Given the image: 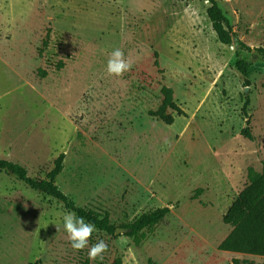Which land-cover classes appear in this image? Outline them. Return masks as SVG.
<instances>
[{
	"label": "rangeland",
	"instance_id": "rangeland-1",
	"mask_svg": "<svg viewBox=\"0 0 264 264\" xmlns=\"http://www.w3.org/2000/svg\"><path fill=\"white\" fill-rule=\"evenodd\" d=\"M216 1L249 50L219 42L208 0H0V158L44 179L63 153L55 185L117 228L169 209L139 243L96 230L88 246L108 250L89 260L68 241L70 211L0 170V264H264L218 249L248 168L264 167V0ZM114 48L134 61L120 77ZM163 86L185 112L168 109L170 125L148 113Z\"/></svg>",
	"mask_w": 264,
	"mask_h": 264
},
{
	"label": "trees",
	"instance_id": "trees-1",
	"mask_svg": "<svg viewBox=\"0 0 264 264\" xmlns=\"http://www.w3.org/2000/svg\"><path fill=\"white\" fill-rule=\"evenodd\" d=\"M208 2L209 6L206 13L219 42L234 46L232 39L234 33L229 18L223 13L216 0H208ZM237 43L241 49H250L239 40ZM256 53L264 59V48H256ZM154 55V64L158 66L157 53L155 52ZM62 65L63 63L59 62L58 67L60 68ZM235 66L244 77V83L249 85L248 75L251 63L238 58ZM41 74L45 76L44 71H41ZM160 91L162 94L161 104L156 110H149L148 113L150 116L170 125L174 122V116L167 112L168 109L176 112L178 116L185 115V112L174 101L173 90L170 87L163 86ZM248 103L249 99L247 98L243 104V110ZM241 133L244 137L252 139L248 128H244ZM64 157L63 153L57 157L54 168L44 179L31 177L24 166L7 159L0 158V170L13 174L30 188L59 201L66 210L75 212L78 216H83L86 221L93 223L97 230L114 235L117 227L111 223L108 213L101 214L91 208L76 205L67 194L55 185V179L63 168ZM168 211L167 207L154 209L141 214L133 222L118 228L127 229L126 235L139 243L145 237V231L161 221ZM222 221L231 226V230L219 243L218 249L220 251L264 257V167L261 171L248 168L247 183L222 216ZM119 263L120 261H117V264ZM33 264H41V261L38 259ZM231 264H240V262L238 259H233Z\"/></svg>",
	"mask_w": 264,
	"mask_h": 264
},
{
	"label": "clouds",
	"instance_id": "clouds-1",
	"mask_svg": "<svg viewBox=\"0 0 264 264\" xmlns=\"http://www.w3.org/2000/svg\"><path fill=\"white\" fill-rule=\"evenodd\" d=\"M133 63L132 59L126 58L123 49L114 48L107 59L106 71L109 75L120 77L131 70ZM164 142L168 143L167 140ZM63 227L74 250L80 251L88 248L89 260L103 259V254L108 250V245L104 240H98L91 247L88 246L89 239L97 230L93 223L70 211L63 216Z\"/></svg>",
	"mask_w": 264,
	"mask_h": 264
},
{
	"label": "water",
	"instance_id": "water-1",
	"mask_svg": "<svg viewBox=\"0 0 264 264\" xmlns=\"http://www.w3.org/2000/svg\"><path fill=\"white\" fill-rule=\"evenodd\" d=\"M232 39H233V42H234V46H239L234 35H232ZM120 231L126 232L127 229H125V228H116L115 234H117Z\"/></svg>",
	"mask_w": 264,
	"mask_h": 264
},
{
	"label": "crops",
	"instance_id": "crops-1",
	"mask_svg": "<svg viewBox=\"0 0 264 264\" xmlns=\"http://www.w3.org/2000/svg\"><path fill=\"white\" fill-rule=\"evenodd\" d=\"M226 252H228V251H226ZM232 253H234V252H232ZM232 263V262H231Z\"/></svg>",
	"mask_w": 264,
	"mask_h": 264
}]
</instances>
